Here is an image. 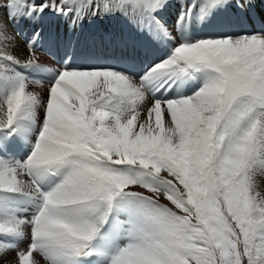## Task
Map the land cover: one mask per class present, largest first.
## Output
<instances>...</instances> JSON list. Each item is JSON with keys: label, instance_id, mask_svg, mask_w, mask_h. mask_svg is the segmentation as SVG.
<instances>
[{"label": "snow or ice", "instance_id": "1", "mask_svg": "<svg viewBox=\"0 0 264 264\" xmlns=\"http://www.w3.org/2000/svg\"><path fill=\"white\" fill-rule=\"evenodd\" d=\"M256 8L0 0V264H264ZM227 13L232 27L209 30ZM5 16L122 17L144 43L115 63L68 44L47 66L43 33L22 60Z\"/></svg>", "mask_w": 264, "mask_h": 264}, {"label": "bare ground", "instance_id": "2", "mask_svg": "<svg viewBox=\"0 0 264 264\" xmlns=\"http://www.w3.org/2000/svg\"><path fill=\"white\" fill-rule=\"evenodd\" d=\"M262 4H263V7H264V2H261V0H257L256 13H257L258 16H264V9H262V7H261ZM170 10L175 11V8H172ZM170 10L166 14V18H170V16L172 15ZM104 18L107 19V17H104ZM97 24H98V22H97ZM233 25H234V18L231 15V13L222 14L219 17H217L213 27L211 29H209V30H214L215 28H229V27H232ZM32 27L37 29L38 25L37 24H32ZM118 28L122 29L123 31L121 33H118L117 32ZM107 29H111V34L113 35L112 38H108L106 36V34L104 33V31L107 30ZM99 31H100V35L98 37H94V39L96 41L98 39H100L101 43H102V44H100V46H103L104 50H106V51L110 50L111 52L115 51V50H118L117 48H115L116 47L115 41L107 43V45L109 46V49H107L106 48L107 46L105 45V41H104L105 38L108 39L109 41L118 38L120 49H124V48L128 47L130 42H133L134 40H136V37H137L135 31L126 23L125 20H122V21L120 20L119 23L118 24L115 23L114 26L112 24L111 25H101V29ZM8 32L11 34V31L9 29H8ZM17 34H18V31H17V33L14 32V35H13L15 37V41H14L15 49H14V52H15V54H18L19 57L23 60V59H26L28 57V49L26 47V44H24L25 42L27 43V40L25 38H18ZM122 35H124V36L128 35V37L125 38V40L123 41L122 40ZM74 41H75V39H72L71 37H63V36H61L57 40V49H55V47L52 45L50 40L46 41L47 42L46 47L49 50H52V51L56 50V52L62 53L63 50L65 49V47L68 44L72 45L74 43ZM114 45H115V47H113ZM35 55L37 57L43 59V63L45 65H47V66H55L48 58L42 57L41 55H39L37 53H35ZM259 182H260L261 190L264 191V178H259ZM9 259H11V256L9 257Z\"/></svg>", "mask_w": 264, "mask_h": 264}, {"label": "rangeland", "instance_id": "3", "mask_svg": "<svg viewBox=\"0 0 264 264\" xmlns=\"http://www.w3.org/2000/svg\"><path fill=\"white\" fill-rule=\"evenodd\" d=\"M44 19V18H43ZM43 19L39 22V24H37L38 25V27L40 26V24H41V22L43 21ZM99 20H101V25H111L112 24V22H113V20L114 21H116L115 23L116 24H118L119 23V21L121 20H124V19H122V17L121 18H115V17H112V18H98ZM4 23H6L7 24V28L11 31V34L12 35H14V30H13V28H14V25H18V26H22V25H25V26H27V27H32V22L31 21H29V20H26V19H17L15 22H13L12 20H10V19H8V17L7 16H5L4 17ZM96 25H97V21L96 22H94ZM127 23V22H126ZM128 24V23H127ZM34 28V27H33ZM123 30L122 29H117V32L118 33H121ZM137 35V34H136ZM128 37V35H122V40L124 41L125 40V38H127ZM139 36L137 35V37H136V40H139ZM65 39V38H64ZM18 40V39H17ZM104 41H105V45L107 46L106 48L107 49H109V46L107 45V43H109V42H112V41H115V45H116V47H115V45L113 46V47H115V48H117L118 50L120 49V46H119V41H118V38H116V39H113V40H111V41H109L108 39H104ZM132 42H130L129 43V45L131 44ZM128 45V46H129Z\"/></svg>", "mask_w": 264, "mask_h": 264}]
</instances>
